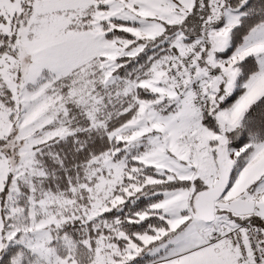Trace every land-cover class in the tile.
Returning <instances> with one entry per match:
<instances>
[{"label": "snow or ice", "instance_id": "1", "mask_svg": "<svg viewBox=\"0 0 264 264\" xmlns=\"http://www.w3.org/2000/svg\"><path fill=\"white\" fill-rule=\"evenodd\" d=\"M0 264H264V0H0Z\"/></svg>", "mask_w": 264, "mask_h": 264}]
</instances>
